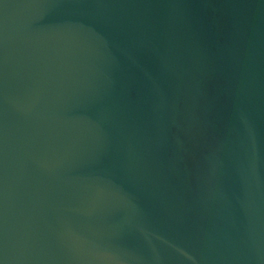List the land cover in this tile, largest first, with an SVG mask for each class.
<instances>
[{
  "label": "water",
  "instance_id": "water-1",
  "mask_svg": "<svg viewBox=\"0 0 264 264\" xmlns=\"http://www.w3.org/2000/svg\"><path fill=\"white\" fill-rule=\"evenodd\" d=\"M0 264H264V0H0Z\"/></svg>",
  "mask_w": 264,
  "mask_h": 264
}]
</instances>
